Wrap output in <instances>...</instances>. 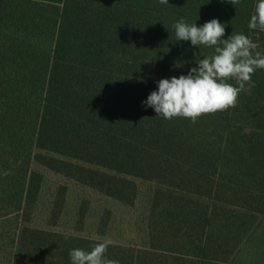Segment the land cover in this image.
Returning a JSON list of instances; mask_svg holds the SVG:
<instances>
[{
	"label": "trees",
	"instance_id": "1",
	"mask_svg": "<svg viewBox=\"0 0 264 264\" xmlns=\"http://www.w3.org/2000/svg\"><path fill=\"white\" fill-rule=\"evenodd\" d=\"M25 1L58 9L35 138L37 148L59 156L49 157L57 165H46L127 204L137 197L134 179L159 185L146 198L142 251L111 243L106 257L119 264H219L203 258V248L220 252L239 241L251 214L264 217V127L230 126L237 109L259 107L264 69L252 75L254 86L239 94L236 107L195 123L156 116L142 101L158 90V80L187 75L213 51L176 41L175 22L199 27L218 19L224 39L232 32L250 38L256 0ZM7 7L0 0V19ZM257 34L259 51L264 32ZM102 241L23 226L16 251L25 264H71L70 250Z\"/></svg>",
	"mask_w": 264,
	"mask_h": 264
},
{
	"label": "rangeland",
	"instance_id": "2",
	"mask_svg": "<svg viewBox=\"0 0 264 264\" xmlns=\"http://www.w3.org/2000/svg\"><path fill=\"white\" fill-rule=\"evenodd\" d=\"M5 4L0 19V264H25L16 251L23 226L110 240L142 251L146 198L159 185L134 179L137 197L127 204L46 165L50 156H59L37 148L35 138L58 9L25 0ZM257 32L251 30L250 39L259 46ZM258 49L264 53V47ZM255 105L259 107L247 114L237 109L230 126L245 132L264 127V97ZM248 220L237 243L233 239L220 252L205 247L201 256L219 264H264V217L251 214Z\"/></svg>",
	"mask_w": 264,
	"mask_h": 264
},
{
	"label": "clouds",
	"instance_id": "3",
	"mask_svg": "<svg viewBox=\"0 0 264 264\" xmlns=\"http://www.w3.org/2000/svg\"><path fill=\"white\" fill-rule=\"evenodd\" d=\"M158 2L169 3L168 0ZM228 2L235 6L240 0ZM172 27L176 41H190L192 46L203 45L213 51L196 59V66L187 75L158 80V90L152 91L142 101V106L153 108L156 116L164 119L182 117L193 123L202 115L236 107L239 94L254 86L252 75L257 69H264V53L256 51L257 44L247 35L235 32L224 39L225 25L218 19L198 27L181 18ZM248 28L264 32V0H256ZM231 80H235L236 85L230 83ZM4 175L9 173L5 171ZM111 243L104 240L95 243L90 250H70L71 264H119L118 260L106 257Z\"/></svg>",
	"mask_w": 264,
	"mask_h": 264
}]
</instances>
